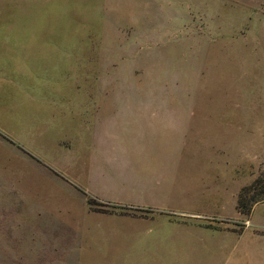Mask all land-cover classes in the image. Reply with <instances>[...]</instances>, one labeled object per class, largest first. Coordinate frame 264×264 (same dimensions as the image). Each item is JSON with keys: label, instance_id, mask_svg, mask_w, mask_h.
Instances as JSON below:
<instances>
[{"label": "rangeland", "instance_id": "1", "mask_svg": "<svg viewBox=\"0 0 264 264\" xmlns=\"http://www.w3.org/2000/svg\"><path fill=\"white\" fill-rule=\"evenodd\" d=\"M10 1L14 7H0V15L8 18L6 37L25 39L45 51L51 48L53 62L59 61L51 68L53 80L63 86L6 84L3 112L10 116L18 111L30 90H37L54 97L100 99V110L115 107L118 119L143 111L188 116L178 134L180 185L172 198L147 202H164L196 216L183 217L187 226H179L163 224L160 218L114 221L88 214H122L126 209L132 217L148 218L153 212L90 198L85 202L71 183L66 186L40 165L30 164L24 178L31 204L42 205L38 196L43 188H49L48 195L74 199L68 214L43 213L38 220L44 221L45 230L30 232L32 208L18 188L22 174L15 184L11 181L12 148L29 154L0 133V264H218L207 261L205 246H211L207 256L214 258L220 238L209 237L206 228H241L242 223L227 220L236 215L237 182L248 187L264 171V0ZM46 54L39 58L51 63ZM138 101L152 102L150 109L143 110L134 103ZM85 106L78 114L96 118L97 110ZM35 145L72 181L89 183L82 145L70 153L49 142ZM257 193L250 191L247 197H263ZM88 200L96 206L90 208ZM162 239L168 243L164 248L158 246ZM190 245L195 247L192 253Z\"/></svg>", "mask_w": 264, "mask_h": 264}, {"label": "crops", "instance_id": "2", "mask_svg": "<svg viewBox=\"0 0 264 264\" xmlns=\"http://www.w3.org/2000/svg\"><path fill=\"white\" fill-rule=\"evenodd\" d=\"M13 2L0 0V7H14ZM7 21L8 18L6 20L0 15V133L11 137L18 147L29 154L26 155L17 147L12 148L15 158L11 167L15 170L11 181L15 184V177L18 173L22 174L20 185L18 184L19 190L23 193L20 195L29 201L32 208L28 214V230L30 232L37 229L45 230L44 221L38 220V217L43 213L68 214L69 201L74 200L67 198V195L64 197L60 195V198L48 195L49 188H43L40 189L38 196L42 205L31 204L29 181L24 178L30 164L40 165L47 174L56 177L66 186L71 183L68 186L78 195H82L85 202L90 198L142 211L150 209L153 212L148 218L132 217L127 214L126 209H122V214L87 212L88 214L109 217L114 221L116 219L155 221L160 218L163 219V224L176 222L179 226L187 223L185 221L188 219L183 217L196 216L167 208L164 202L160 205L147 202L172 198L173 190L180 185L181 172L176 170L181 165L180 161L176 160L180 151L178 134L185 126L181 120H188V116L182 117L180 112L143 111L127 112L123 119H118L115 107L100 110L97 106L101 103L100 99L88 98L89 101H85V97L71 99L66 96L54 97L38 93L37 90H30L25 98L27 105L20 103L18 111H14L10 116L3 112L6 105L4 101L6 84L30 89H46L54 84L63 86L61 81L53 80L54 71L51 68L59 61L56 62L54 59L53 62L52 57L56 54L52 49L45 51L41 48H33L35 43L6 37L4 25ZM43 52H47L46 55L51 57V63L49 58L48 60L39 58L41 56L39 54ZM6 77H8L7 82ZM86 103L97 110L96 118L90 120L86 118V120L84 113L78 114L79 110L86 109ZM134 103L142 106L143 110H149V104L152 102ZM85 125L91 126L85 130ZM35 142L52 143L67 153H70L72 148L82 145V150L87 152L81 156L86 162L85 170L89 183L80 186L72 181L62 169L41 154L42 150L35 145ZM245 185L246 183L237 182V188L233 192L236 215L232 219H227L240 222L243 226L239 228L234 224H224L222 228L209 225L208 228L205 227L209 237L220 238L218 244L214 246L217 252L214 258L207 256L211 246H205L206 259L209 262L213 259L218 264H264V202L255 204L249 217L242 216L237 210V198ZM62 187L65 186L62 184ZM171 215H176L178 221H173ZM53 219L55 218L52 217L49 221L51 227L54 225ZM86 230L89 232L91 229ZM161 241L163 242H159V247L164 248L168 245L167 241L163 239ZM189 250L192 253L195 247L190 245Z\"/></svg>", "mask_w": 264, "mask_h": 264}, {"label": "trees", "instance_id": "3", "mask_svg": "<svg viewBox=\"0 0 264 264\" xmlns=\"http://www.w3.org/2000/svg\"><path fill=\"white\" fill-rule=\"evenodd\" d=\"M258 191V196H263L262 198H248L250 191ZM264 202V171L252 182L248 187L243 188L237 198V210L244 216L249 217L251 210L255 204ZM88 205L90 208L96 206L94 201L88 200ZM98 213H107L105 211H95Z\"/></svg>", "mask_w": 264, "mask_h": 264}]
</instances>
